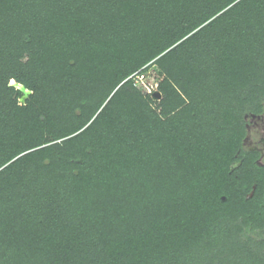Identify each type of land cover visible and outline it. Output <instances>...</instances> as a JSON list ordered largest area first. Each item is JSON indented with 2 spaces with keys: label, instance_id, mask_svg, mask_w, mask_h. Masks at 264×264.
<instances>
[{
  "label": "trees",
  "instance_id": "1",
  "mask_svg": "<svg viewBox=\"0 0 264 264\" xmlns=\"http://www.w3.org/2000/svg\"><path fill=\"white\" fill-rule=\"evenodd\" d=\"M262 115L264 0H0V264H264Z\"/></svg>",
  "mask_w": 264,
  "mask_h": 264
},
{
  "label": "rangeland",
  "instance_id": "2",
  "mask_svg": "<svg viewBox=\"0 0 264 264\" xmlns=\"http://www.w3.org/2000/svg\"><path fill=\"white\" fill-rule=\"evenodd\" d=\"M135 74H138V77H133ZM130 79L133 80V87L144 95L150 94L152 91L156 90L159 83L164 79V75L160 72L158 67L149 63L146 66L145 72H136L126 80ZM10 85L22 93L20 102L29 95V91L24 87L19 86L14 82H10ZM245 119L247 135L243 141V147L245 150L258 151L260 153V158L257 163L259 165H264V115L246 116Z\"/></svg>",
  "mask_w": 264,
  "mask_h": 264
}]
</instances>
